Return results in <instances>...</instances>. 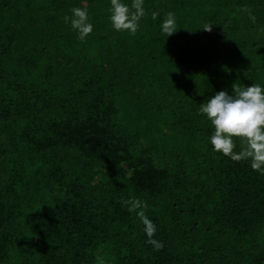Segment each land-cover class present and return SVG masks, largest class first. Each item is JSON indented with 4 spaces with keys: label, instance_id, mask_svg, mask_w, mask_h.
I'll use <instances>...</instances> for the list:
<instances>
[{
    "label": "trees",
    "instance_id": "1",
    "mask_svg": "<svg viewBox=\"0 0 264 264\" xmlns=\"http://www.w3.org/2000/svg\"><path fill=\"white\" fill-rule=\"evenodd\" d=\"M110 7L0 0V264H264V175L214 152L199 112L264 87V0H144L135 35ZM136 198L160 251L122 204Z\"/></svg>",
    "mask_w": 264,
    "mask_h": 264
},
{
    "label": "clouds",
    "instance_id": "2",
    "mask_svg": "<svg viewBox=\"0 0 264 264\" xmlns=\"http://www.w3.org/2000/svg\"><path fill=\"white\" fill-rule=\"evenodd\" d=\"M108 9L111 26L117 32L127 31L135 35L139 30V22L146 15L144 0H132L131 5L122 0H110ZM72 16H64L67 23L78 33V39L85 41L93 31V24L89 20L86 8L73 7ZM242 11L248 12L255 23V16L245 7ZM159 13L153 12L152 19L156 20ZM161 30L167 37L177 31V22L174 12H167L161 23ZM204 31L211 32L212 24H206ZM199 112L210 121L213 131L210 144L214 152L230 158L234 162L250 161L253 171L264 175V87L253 83L250 86L232 85V94L221 90L200 104ZM237 148L239 150L237 151ZM128 205L129 212H136L138 219L144 225L147 235L146 243L154 250L160 251L164 244L154 239L157 231L156 224L146 215L148 204L138 198L122 201ZM100 264H104L101 260Z\"/></svg>",
    "mask_w": 264,
    "mask_h": 264
}]
</instances>
